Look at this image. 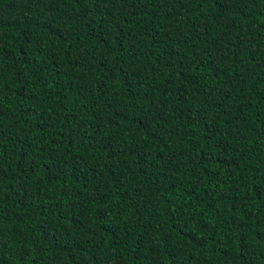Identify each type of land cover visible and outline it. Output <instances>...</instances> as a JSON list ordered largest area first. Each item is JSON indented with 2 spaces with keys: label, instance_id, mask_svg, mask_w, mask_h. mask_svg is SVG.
Listing matches in <instances>:
<instances>
[{
  "label": "trees",
  "instance_id": "16d2710c",
  "mask_svg": "<svg viewBox=\"0 0 264 264\" xmlns=\"http://www.w3.org/2000/svg\"><path fill=\"white\" fill-rule=\"evenodd\" d=\"M0 264H264V0H0Z\"/></svg>",
  "mask_w": 264,
  "mask_h": 264
}]
</instances>
